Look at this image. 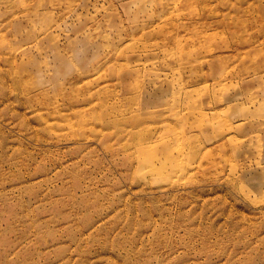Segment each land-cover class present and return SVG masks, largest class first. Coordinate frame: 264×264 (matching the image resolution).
I'll list each match as a JSON object with an SVG mask.
<instances>
[{
  "label": "rangeland",
  "instance_id": "1",
  "mask_svg": "<svg viewBox=\"0 0 264 264\" xmlns=\"http://www.w3.org/2000/svg\"><path fill=\"white\" fill-rule=\"evenodd\" d=\"M6 1L0 264H264V0Z\"/></svg>",
  "mask_w": 264,
  "mask_h": 264
},
{
  "label": "bare ground",
  "instance_id": "2",
  "mask_svg": "<svg viewBox=\"0 0 264 264\" xmlns=\"http://www.w3.org/2000/svg\"><path fill=\"white\" fill-rule=\"evenodd\" d=\"M3 1H4V3H7L6 0H0V3H2ZM43 3H44L43 0H38L36 4L41 5ZM52 3H53V5H57V4H54V2H52ZM22 4H25V3L22 2ZM14 21H16V20H14ZM18 28H19L18 30H19V36H20L21 40H30L31 39V36L28 35V31L25 28H22V27H18ZM32 31H33V34H34V32H36L33 28H32ZM34 39H35V36H33V38L31 39V41H34ZM22 49H26V48L16 47V48H14L13 51H11L12 49L9 50L7 53L10 52L12 55L11 56H8V57H13L14 58V56L17 55V53H20V51ZM97 80H98V77L94 79V81H97ZM99 80H101V77H100ZM57 105L58 104H57V101H56V107H57ZM197 125H201V124L200 123H197ZM146 130H148V129H146ZM140 134L141 133L138 134L137 141L140 144V146H139L140 147V150L143 153L147 154L146 155V158H145V161H144L147 169L149 171H151V172H154V173H163L164 172L165 163H166L165 158L164 159H159V160L157 159V157H156L157 156L156 155L157 154V146H155V145H152L150 147H144V146H142L141 144L146 141V139H147L146 136L147 135H145V137L140 138V136H142V134L141 135ZM143 134H146V132L143 133ZM148 134L150 135V131H149ZM182 146L183 145L179 146V145H177L175 143L168 142V143H166L164 145L165 148L163 149V151H161V153H165V155H171L172 152H174L173 150H176L177 152H179V154L181 156H183L184 155V148ZM173 169L175 171H177L178 170V167L176 166Z\"/></svg>",
  "mask_w": 264,
  "mask_h": 264
}]
</instances>
